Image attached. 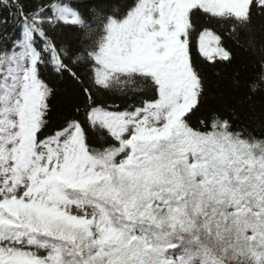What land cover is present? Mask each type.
<instances>
[{"label": "snow or ice", "instance_id": "1", "mask_svg": "<svg viewBox=\"0 0 264 264\" xmlns=\"http://www.w3.org/2000/svg\"><path fill=\"white\" fill-rule=\"evenodd\" d=\"M0 264H264V0H0Z\"/></svg>", "mask_w": 264, "mask_h": 264}, {"label": "trees", "instance_id": "2", "mask_svg": "<svg viewBox=\"0 0 264 264\" xmlns=\"http://www.w3.org/2000/svg\"><path fill=\"white\" fill-rule=\"evenodd\" d=\"M256 104H257V110L259 111V105L261 104V101L258 99L257 101H256Z\"/></svg>", "mask_w": 264, "mask_h": 264}]
</instances>
